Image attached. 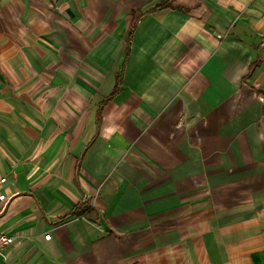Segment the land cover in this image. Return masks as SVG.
Returning a JSON list of instances; mask_svg holds the SVG:
<instances>
[{"label":"crops","instance_id":"0c3cea01","mask_svg":"<svg viewBox=\"0 0 264 264\" xmlns=\"http://www.w3.org/2000/svg\"><path fill=\"white\" fill-rule=\"evenodd\" d=\"M162 1L0 0V264H264V0Z\"/></svg>","mask_w":264,"mask_h":264},{"label":"trees","instance_id":"16d2710c","mask_svg":"<svg viewBox=\"0 0 264 264\" xmlns=\"http://www.w3.org/2000/svg\"><path fill=\"white\" fill-rule=\"evenodd\" d=\"M172 0H165V1H162L160 4H158L154 10L156 9H163L165 7H169L170 6V3H171ZM139 20V16L137 18H133V21H132V24L130 25L129 29H128V36H127V40L125 42V57L123 59V63L119 69V72L116 74L115 76V86H114V89L112 90V92L110 93V95L103 99L100 103V108H102L106 103H108L114 96H116L117 94L120 93L121 91V82H122V77H123V73H124V67H125V64L127 62V58H128V53H129V46H130V39H131V36H132V33L135 29V26L137 24Z\"/></svg>","mask_w":264,"mask_h":264},{"label":"built area","instance_id":"2783aa9c","mask_svg":"<svg viewBox=\"0 0 264 264\" xmlns=\"http://www.w3.org/2000/svg\"><path fill=\"white\" fill-rule=\"evenodd\" d=\"M6 182V177L0 175V213L6 206L8 202V198L5 196V194L2 193V188ZM50 234H45L44 239L49 240ZM16 239L14 237L7 236L6 234L0 232V251H2L4 248L11 246L15 244Z\"/></svg>","mask_w":264,"mask_h":264}]
</instances>
